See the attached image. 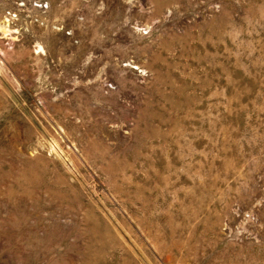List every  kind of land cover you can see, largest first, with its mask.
Instances as JSON below:
<instances>
[{
  "label": "rangeland",
  "instance_id": "1",
  "mask_svg": "<svg viewBox=\"0 0 264 264\" xmlns=\"http://www.w3.org/2000/svg\"><path fill=\"white\" fill-rule=\"evenodd\" d=\"M0 264H264V0H0Z\"/></svg>",
  "mask_w": 264,
  "mask_h": 264
}]
</instances>
